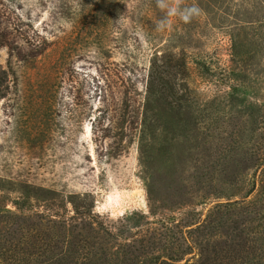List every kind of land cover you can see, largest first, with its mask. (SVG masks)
<instances>
[{
    "label": "rangeland",
    "instance_id": "obj_1",
    "mask_svg": "<svg viewBox=\"0 0 264 264\" xmlns=\"http://www.w3.org/2000/svg\"><path fill=\"white\" fill-rule=\"evenodd\" d=\"M152 2L126 0L106 24L89 12L70 15L93 2L62 3L59 16L56 0H20L49 47L21 61L0 46L9 73L0 86V213L42 217L65 249L93 223L121 259L181 254L197 240L196 223L231 192L232 164L260 127L264 0H167L201 9L187 23L167 17L157 39L183 53L191 75L175 80L177 95L156 93L150 126L137 127L152 49L129 16ZM199 56L209 75L196 70Z\"/></svg>",
    "mask_w": 264,
    "mask_h": 264
},
{
    "label": "trees",
    "instance_id": "obj_2",
    "mask_svg": "<svg viewBox=\"0 0 264 264\" xmlns=\"http://www.w3.org/2000/svg\"><path fill=\"white\" fill-rule=\"evenodd\" d=\"M19 1L0 0V46L7 48L9 59L24 61L41 55L50 43L41 41L39 34L32 32L31 15L25 17L17 8ZM125 1L56 0L59 4L55 13L62 16L64 11L58 10L62 3L76 2L82 5L93 2L95 7L104 9L71 10L70 15L89 12L92 18L98 17L97 22L102 18L108 24L118 20L119 15L125 12H121L120 5ZM186 1L192 3L193 0ZM165 14L166 10H161L152 2L144 4L129 16L145 30L152 49L147 96L138 108L135 120L141 130H146L151 124L153 116L150 101L154 96L156 98L155 94L169 91L171 95H177L179 90L174 84L175 80H183L191 75L190 61L183 53L165 41L157 42L167 21ZM91 25L99 30L97 23ZM192 62L202 75L210 74L206 59L199 56L193 58ZM7 78L8 71L0 69V86L4 85ZM6 88H0V96L6 94ZM261 111L260 127L251 131L252 140L248 141V145L243 144L238 152L244 159L232 164L229 181L231 192L224 196L225 200H217L206 218L196 223L192 231L197 233V240L194 244H186L181 254H140L136 258L130 255L129 260L126 257L121 259V253L109 251L103 242L105 238L93 227V223H88L87 233L80 232L75 239H70L65 249V240L61 241L60 235L55 234V227L43 222L42 217L39 221L19 222L12 216L0 213V264H79L80 256V264H264V105ZM186 240L187 237H184ZM197 249L196 258H186ZM185 259L184 263H180Z\"/></svg>",
    "mask_w": 264,
    "mask_h": 264
},
{
    "label": "clouds",
    "instance_id": "obj_3",
    "mask_svg": "<svg viewBox=\"0 0 264 264\" xmlns=\"http://www.w3.org/2000/svg\"><path fill=\"white\" fill-rule=\"evenodd\" d=\"M157 6L161 10H166L167 17H174L179 16V18L184 21L185 23L189 22L194 17H197L201 13V9L196 6H186L181 8L180 6H171L167 0H157ZM163 25H158V27H161Z\"/></svg>",
    "mask_w": 264,
    "mask_h": 264
}]
</instances>
